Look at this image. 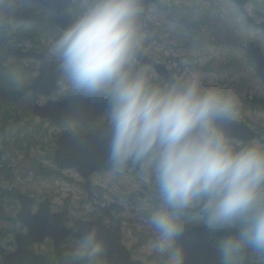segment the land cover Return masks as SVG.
<instances>
[{
  "label": "clouds",
  "instance_id": "9594fccd",
  "mask_svg": "<svg viewBox=\"0 0 264 264\" xmlns=\"http://www.w3.org/2000/svg\"><path fill=\"white\" fill-rule=\"evenodd\" d=\"M171 8L168 0H65V22L49 19L37 39L24 21L41 11L32 0H0V83L26 96L35 69L51 66L62 95L102 106L91 130H105L109 180L132 185L124 195L147 233V264H186V232L210 245L211 264H264V136L232 134L243 100L201 70L203 49L161 55L159 18ZM66 126L83 132L79 119ZM108 253L101 228L84 223L55 264H110Z\"/></svg>",
  "mask_w": 264,
  "mask_h": 264
},
{
  "label": "rangeland",
  "instance_id": "374dc122",
  "mask_svg": "<svg viewBox=\"0 0 264 264\" xmlns=\"http://www.w3.org/2000/svg\"><path fill=\"white\" fill-rule=\"evenodd\" d=\"M168 3L172 5V8L159 18L157 31L156 43L161 50V55H167L169 59H172L183 50L188 49L191 44L203 49L205 55L202 59L205 63L201 70L213 82L218 80L226 86L236 89L242 100L245 99L241 121L249 123L260 132V136L257 138L264 136V110L256 107L254 103L256 98L264 99V83L255 66L251 65L249 56L251 42L253 43L252 47L258 46L264 52V32L258 26L264 21V0H250L245 7L246 11L239 10L238 12L230 11L235 7L230 0H168ZM191 22L198 24L197 28H202L205 31L206 45L198 42L196 35L191 32L190 28L193 27L188 26ZM242 45H246V47H242ZM165 66L171 67L168 64ZM19 98L21 101L13 102L10 109V115L14 118L15 115L11 110L16 108L18 109L16 115H24L30 113L25 109V104L27 108L34 104L33 98L29 99V96H20ZM246 100L248 101L247 106L244 104ZM38 102H43V99ZM25 118H30V115H26ZM35 121L38 120L34 118V121L29 124L24 118L14 121L6 118L3 121L0 120V128L4 129L3 132H0V155H3L0 159V192H8L5 195H0V232H6L4 236L0 237V249L2 250L0 251V262H3L7 253L16 248L15 235L19 231L28 233V229L17 218L21 207L17 195L19 192H24L36 198L33 212L38 210L39 202L45 199L52 202V209L55 212H66V225L71 229H76L78 220L83 222L93 220L98 213H105L101 210V207L105 206L112 216L122 220L123 241L132 251L134 259L147 263V233L135 214L134 197L129 194L125 198L124 195L125 191L132 187L130 182L121 187L111 182L106 174L97 175L93 179V185L109 186L111 190L107 189L95 201L89 202L87 195L80 189V182L83 181L75 170L66 171L63 174L64 177H59L54 173L45 174V176L38 175L34 170H31L32 164H27L28 169L20 167L18 159L22 153H18L17 156L14 147L16 145L15 137L11 134L13 128L10 124L12 123H16V126L28 125L30 132L32 130L33 133L27 135L23 140L21 139V142L26 140V143L29 144H34L37 141L46 143L48 144L46 157L53 158V147L48 141L62 128L44 123L42 128L48 135L45 138L43 132L35 131L38 128L30 127L35 124ZM25 134L27 133L25 132ZM29 149L30 154L42 152L40 145L29 147ZM50 161H47L48 164L55 169V163ZM33 163L37 167V162ZM7 173L11 174L12 178H9ZM4 175H8V177ZM113 205L121 207L122 210L116 212L111 209ZM48 241L43 244H33L32 247L38 253L49 255L55 264L54 248Z\"/></svg>",
  "mask_w": 264,
  "mask_h": 264
},
{
  "label": "water",
  "instance_id": "95a60500",
  "mask_svg": "<svg viewBox=\"0 0 264 264\" xmlns=\"http://www.w3.org/2000/svg\"><path fill=\"white\" fill-rule=\"evenodd\" d=\"M33 1L42 2L57 10V24L65 22L66 18L63 14L65 0ZM233 1L237 5L244 6L249 0ZM260 26L264 30V22ZM21 55L29 56L27 53H21ZM34 56L31 55V57ZM252 56L264 82V53L259 47H254ZM165 69V67H162L160 71L163 72ZM56 83L57 78L54 75V69L51 66H43L41 75L33 84V90L36 94L50 95L57 89ZM33 113L44 119H51L54 123L67 122L68 119L75 118L79 119L85 127H90L102 113V106L89 104L74 98H66L62 101L49 99L45 105H35ZM231 132L234 136L245 140L256 137V132L243 122L231 126ZM105 135L104 129L94 134L75 135L66 132L61 136L58 143L59 146L55 156L57 164L61 168L76 167L86 177L95 171H104ZM19 200L22 209L18 214V218L30 229L32 242L42 243L50 236L54 239L55 246L59 247L71 234V230L64 226V215L50 213L49 201L43 202L38 213L33 214L31 211L33 199L20 194ZM87 223L96 224L101 228V234L107 242L110 264H145L141 261L132 260L130 250L121 243L120 225L108 227L101 220ZM15 240L17 248L4 257L3 264H46V257L37 254L28 246L29 237L27 235L19 233L16 235ZM180 243L185 249L186 264H211L213 252L201 235L195 232H186L181 237Z\"/></svg>",
  "mask_w": 264,
  "mask_h": 264
},
{
  "label": "flooded vegetation",
  "instance_id": "af4514ba",
  "mask_svg": "<svg viewBox=\"0 0 264 264\" xmlns=\"http://www.w3.org/2000/svg\"><path fill=\"white\" fill-rule=\"evenodd\" d=\"M32 3L35 4L36 7L38 9H40L41 11L36 13L35 15H32V16H29V17H25L24 21H25V24L27 25V27L29 28V30L32 33H34L35 36L38 39L39 37H41L43 35V33L45 32L46 28L48 27V20L49 19H52L55 23H57L56 22V18L58 16V12L55 9L50 8L49 6H47L44 3L35 2V1H32ZM61 10H63V9H61ZM21 53H25V52L18 51L16 53V56L18 58H20V59H32V60L36 59V56H34V57H31V56L26 57V56L21 55ZM41 68L42 67H37L35 69V72H34L35 79L40 75ZM58 83L59 82L56 83L57 89L54 90L50 95H48V94H38V95H36V94H34V92L32 90V87L30 88L31 94L29 93V95H26V96L27 97L29 96V99L33 98V103L34 104H33V106H31L32 108L30 107V105H29V108H27L26 104L24 106L25 109H27L30 113H27V114H24V115L23 114L16 115L15 113L18 111V109L15 108L14 110H11V112L14 113L15 118L13 116L8 117V116H6V113H10V112L8 111L7 107L4 109V113H2V110H1V113H0V120H2V121H3V119L5 120V118L6 119H11L13 121L15 119L17 120V119H20V118H24L25 121L30 124V122L34 121V118L37 119L38 121H35L34 122L35 124L30 126V127L31 128L32 127L38 128V130L35 129V128H33V129H35V131L38 132V133L43 132V136L45 138H47L48 135H47L46 132H44V128H42L44 123L45 124L47 123V124H49L50 126H53V127L62 128L60 130V132L55 133V135L51 137V140L48 141L50 143V145L53 147V158L52 157H46L48 144H46V143L43 144V142H41V141L34 142V144L26 143L27 142L26 140L21 142V139L23 140L25 137H27V135H32V133H33L32 130H31V132H30V130L29 131H21L20 133H16L15 136H14L15 140H16V141H14L16 143V145L14 147L16 149L17 156H18V153L19 154L22 153L21 157L18 159L20 167L23 168V169H28L29 167L27 166V164H32L33 166L31 168V170L32 171L34 170L36 172V174L42 175V176H45V174L50 175V174L54 173L56 176L64 177L63 176L64 172L73 170V169H61L60 166L57 165L56 162H55V154H56V150L58 148V140L65 132H70L68 130L67 126H66V122H63V123H60V124H55L49 119H42L39 116L33 115V107H34V105H36V104L44 105L48 101V99H53V100L59 101V100L67 98L66 96H64V95H62L60 93V89L58 87ZM0 85L4 86L5 84L0 83ZM19 97L20 96H15V95H12L10 92H7L4 87H0V106H2V102L6 106L5 103L9 99H13L12 102H15L16 100L17 101L18 100L21 101ZM40 99H43V102L39 103L38 101ZM19 109H22V108L19 107ZM29 109H31L32 111L29 110ZM26 115H30V118H25ZM99 119H100V117L97 118L96 122L99 121ZM92 126L89 127V128H86V127L83 126V132L81 134H83V133H88V134L96 133L98 130H100V129L91 130ZM23 127L26 128V127H28V125H23ZM46 128L48 129V127H46ZM25 132L27 134H25ZM37 145L41 146V151L42 152L39 153V154H30L29 147H33V146H37ZM46 160L47 161L51 160L50 162H54L55 165H56V168L55 169L51 168ZM35 161L37 162L36 163L37 167H35V165L33 163ZM101 174H105V173H94L93 175H91V177L89 178L90 182L88 184H86V182L85 183L80 182L81 191L84 194H87L88 191H90L89 195H90V193H91V195L95 194L97 196V198H99L102 194H104L107 189L110 191L111 187H109V186H103L104 187L103 188L102 186L93 185L94 184L93 183V179L95 178V176L101 175ZM8 175H9V178H12L11 174H8ZM81 179H82V177H81ZM82 181H83V179H82ZM27 195H29V194H27ZM89 200H90V202H92V198L89 199ZM101 210L103 212H105V213H98L96 218H99V217L100 218H104L105 220L110 221L109 224H112L113 222H115V217L110 214L109 210H107L105 208V206H102Z\"/></svg>",
  "mask_w": 264,
  "mask_h": 264
},
{
  "label": "trees",
  "instance_id": "16d2710c",
  "mask_svg": "<svg viewBox=\"0 0 264 264\" xmlns=\"http://www.w3.org/2000/svg\"><path fill=\"white\" fill-rule=\"evenodd\" d=\"M188 26L189 27H191V26L193 27V28H190V30H191L192 33H194L197 36L198 40L203 37L202 36L201 29H197L195 24L189 23ZM243 85H244V83H243ZM0 87H4L6 91L8 90L6 85H4V86L3 85H0ZM244 101H245V99H244ZM254 103H255L256 107H258L260 109H264V99H262V98H256V100H255ZM244 104L247 106L248 101L246 100V102H244ZM8 108H10V105L8 106ZM6 116L10 117L11 115L9 113H7ZM10 126L13 128L12 132H14V136H15L16 133H20L21 131H24L23 126H21V125L16 126V123H12V124H10ZM26 130L28 131V128H26ZM3 131H4V129L3 128H0V132H3ZM6 193H8V192L7 191H2V192H0V195H5ZM7 232H10V231L7 230ZM5 233L6 232H4V233L0 232V237H2V235L4 236ZM0 251H2V250L0 249ZM53 263H54L53 260L49 262V264H53ZM0 264H3V263L0 262Z\"/></svg>",
  "mask_w": 264,
  "mask_h": 264
}]
</instances>
